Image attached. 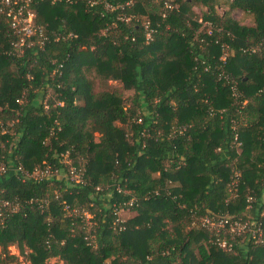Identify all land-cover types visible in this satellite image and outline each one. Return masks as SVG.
I'll return each instance as SVG.
<instances>
[{
  "label": "trees",
  "instance_id": "obj_1",
  "mask_svg": "<svg viewBox=\"0 0 264 264\" xmlns=\"http://www.w3.org/2000/svg\"><path fill=\"white\" fill-rule=\"evenodd\" d=\"M218 1L36 0L22 52L0 17V264H264V0Z\"/></svg>",
  "mask_w": 264,
  "mask_h": 264
},
{
  "label": "built area",
  "instance_id": "obj_2",
  "mask_svg": "<svg viewBox=\"0 0 264 264\" xmlns=\"http://www.w3.org/2000/svg\"><path fill=\"white\" fill-rule=\"evenodd\" d=\"M36 0H0V17L4 18L9 27L12 30L14 35L13 45L16 50L22 52L24 46H30L35 41L38 44L43 45L47 36L44 34V31L40 25H37L34 22V10L33 3ZM55 1V0H52ZM71 1V0H67ZM91 4L94 0H87ZM109 5L106 4V7ZM149 37V33L147 34ZM21 169V167H19ZM5 170V165L0 163V173ZM35 178L47 177L50 175V169L48 166H45L43 169H35L31 174ZM69 178L76 182L80 181V174L75 170L74 167H70L68 171ZM7 204V202H4ZM132 205V200L123 202L116 209L117 218L116 221L120 224L123 219L119 216V210L122 208H129ZM68 208L67 205L64 207ZM199 221L202 225L207 226L216 232L224 231L230 233L231 237L234 235H240L246 231H251V234L257 237L259 240L261 236V231L258 229L251 228L249 221L240 220L228 216H210L204 215L199 217ZM121 228V226H120ZM258 231V233H257ZM257 233V234H256ZM220 245L222 247L229 248L231 246L230 243L226 242V240H220Z\"/></svg>",
  "mask_w": 264,
  "mask_h": 264
},
{
  "label": "rangeland",
  "instance_id": "obj_3",
  "mask_svg": "<svg viewBox=\"0 0 264 264\" xmlns=\"http://www.w3.org/2000/svg\"><path fill=\"white\" fill-rule=\"evenodd\" d=\"M228 9L230 11L231 16L237 19L238 21H240V23H250V17L248 15H245L240 9H237V8L230 9L226 0L218 1V4L216 5V11L218 13L221 14L223 13V11L228 10ZM204 10H205L204 7L203 8L199 6L194 7L195 15L197 17H201V13ZM203 23L204 25H206V28H207L209 24L207 22H203ZM87 76L90 79V82L92 81L94 91H101L103 89L117 90L119 92H122V95L126 101L125 106L127 107L128 105L129 106L131 105V95L133 92L132 90H125L119 81L117 80L103 81L99 79L98 77H96L93 71H90V72L87 71ZM132 215H134V211H131L127 208H122L119 210V216L123 220L131 217ZM86 217H90V215L87 214ZM197 220L199 221V218ZM193 224L195 223L193 222L192 225ZM7 249L10 254H14L16 256V260L13 262L14 264H29L30 263V261L26 259L27 249L25 248L21 249L15 244L8 246ZM56 260H57L56 258H50L46 260L44 264H53Z\"/></svg>",
  "mask_w": 264,
  "mask_h": 264
}]
</instances>
